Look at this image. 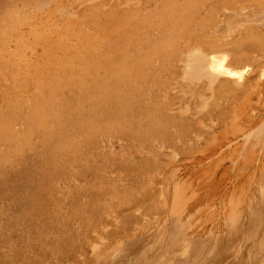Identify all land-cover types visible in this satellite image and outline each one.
Listing matches in <instances>:
<instances>
[{
  "label": "bare ground",
  "instance_id": "6f19581e",
  "mask_svg": "<svg viewBox=\"0 0 264 264\" xmlns=\"http://www.w3.org/2000/svg\"><path fill=\"white\" fill-rule=\"evenodd\" d=\"M261 1L0 0V138L27 142L36 124L60 132V124L73 121L67 96L76 93L92 104L91 92L106 96L104 80L125 78L148 104L153 91L162 98L143 112L146 131L132 138L134 145L149 142L139 155L155 162L168 150L177 163L191 153L188 143L212 141L200 154L204 161L185 165L191 170L183 178L171 173L164 190L155 192L158 171L150 175V194L144 189L138 204L127 201L146 224L117 240L110 251L116 258L142 241L139 258L153 254L154 264H264V67L255 63L264 58L256 55L264 48ZM247 8L252 18L244 15ZM151 76L160 85L143 89ZM171 97L187 103L198 97L200 105L192 110ZM88 139L97 150L99 141L101 151L112 146L106 136Z\"/></svg>",
  "mask_w": 264,
  "mask_h": 264
},
{
  "label": "rangeland",
  "instance_id": "374dc122",
  "mask_svg": "<svg viewBox=\"0 0 264 264\" xmlns=\"http://www.w3.org/2000/svg\"><path fill=\"white\" fill-rule=\"evenodd\" d=\"M258 8L264 12V0ZM250 14L251 10L247 8L244 15L252 18ZM263 49L259 47L256 52L258 58L264 57ZM255 63L257 68L264 67V58ZM152 78L145 84L139 77L140 86L145 84L142 88L149 89L154 82L159 86L161 80ZM104 81L107 94L100 98L103 94L101 90L91 92L95 97L93 105L76 93L72 97L67 96L69 113L66 114L73 121L69 122L70 125L60 124V132L41 124L35 129L36 124L31 132L33 138L27 142L17 141L13 137L10 141L5 137V140L0 138V264H114L130 255L139 258L145 246L142 241L135 246H126L117 258L110 252L117 240L132 234L136 225H141L142 229L145 227L144 217L135 215L132 208L127 206V201L134 199L138 204V195L150 185V175L161 171V179H152L155 192H161L171 173L176 172L178 177L185 176L187 169L191 170L186 164L204 161L205 155L201 157L200 154L206 144H212L210 137L205 145L188 143L186 147L191 151L190 156L183 155L174 143H167L168 148L175 147L177 153L183 155L177 163L171 161L168 150L162 152L155 162L139 155L138 148L146 145L148 140H140L141 145H134L132 138H138L134 134L142 135L146 131L147 125L142 121L143 112L159 107L161 95L153 91L151 103L148 104L147 98L135 92L133 82L128 79H119L116 83L111 79ZM261 93L264 96V89ZM177 98L169 99L176 105L180 103L179 106L189 105L192 110L200 105L198 97L189 103L182 99L179 102ZM85 99H88L86 95ZM79 105H84V110H72L74 107L79 109ZM84 121L89 125L80 126ZM97 128L99 133L96 135L94 130ZM89 135H93L92 142L104 136L112 138V146L106 144V149L101 151L99 141L97 150L88 139ZM16 143L19 148L12 147ZM228 166L226 163L225 169ZM148 191L147 194H150ZM115 198L125 203L116 205L113 203ZM50 207H54V210ZM145 215L153 217L151 211ZM152 256L148 260L139 258L135 264H154ZM174 264L192 263L178 259Z\"/></svg>",
  "mask_w": 264,
  "mask_h": 264
}]
</instances>
